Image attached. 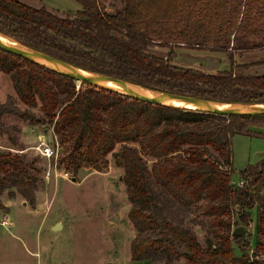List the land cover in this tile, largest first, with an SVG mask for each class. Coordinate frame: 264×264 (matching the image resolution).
<instances>
[{
    "label": "trees",
    "instance_id": "1",
    "mask_svg": "<svg viewBox=\"0 0 264 264\" xmlns=\"http://www.w3.org/2000/svg\"><path fill=\"white\" fill-rule=\"evenodd\" d=\"M38 1L0 0V33L76 68L151 91L264 105V74L240 72L236 60L264 50V0H122L115 14L104 12L99 0H75L82 9L66 13ZM152 47L169 54H151ZM181 48L223 53L231 69L207 73L175 65ZM0 73L11 77L16 93L0 104L1 134H10L6 116L49 125L60 169L74 176L83 169L103 172L110 154L124 168L129 220L137 231L133 262L264 264V161L241 171L245 184L238 186L232 146L237 135L264 138V116L227 118L152 105L80 84L2 49ZM40 173L19 154L0 152V210L11 189L35 206ZM254 209L257 245L250 254L234 231L250 226ZM188 215L205 221L213 236L207 247L184 226Z\"/></svg>",
    "mask_w": 264,
    "mask_h": 264
},
{
    "label": "rangeland",
    "instance_id": "2",
    "mask_svg": "<svg viewBox=\"0 0 264 264\" xmlns=\"http://www.w3.org/2000/svg\"><path fill=\"white\" fill-rule=\"evenodd\" d=\"M26 1L35 6L39 3L38 0ZM42 3L62 13L82 9L75 0H45ZM99 5L109 14L123 9L122 0H99ZM149 52L166 57L169 49L152 47ZM175 52L173 63L178 66L207 73L231 69L230 61L223 53L184 48ZM245 56L236 57L240 66L238 71L249 75L264 74V52ZM10 96L16 98L12 79L0 73V104ZM18 106L27 110L20 101ZM31 111L38 119L43 117L38 109ZM4 123L10 134L0 133V152L14 150L13 154L33 163L41 173L35 206L16 189L6 191L2 197L5 208L0 210V216L2 212L9 213L15 226L11 231L0 226V264H143L132 261L131 245L137 231L129 220L132 205L124 183L125 171L116 165L113 154L108 156L110 166L107 170L83 169L74 176L60 169L57 159L49 161L32 149L43 135L56 144L49 125L31 123L15 116H6ZM12 139L18 143L14 144ZM232 146L237 172L233 175V183L243 186L245 182L239 173L264 161V138L237 135L232 139ZM120 149L118 146L115 151ZM239 213L237 209L235 221ZM251 214L250 226H243L250 232L249 243L246 241L250 254L257 245V209ZM184 219V226L197 235L203 247H207L213 236L205 221L197 215H188ZM238 245L235 243V248L241 255ZM175 264H185V260Z\"/></svg>",
    "mask_w": 264,
    "mask_h": 264
},
{
    "label": "water",
    "instance_id": "3",
    "mask_svg": "<svg viewBox=\"0 0 264 264\" xmlns=\"http://www.w3.org/2000/svg\"><path fill=\"white\" fill-rule=\"evenodd\" d=\"M0 36H3L15 42V44H10L0 39V49L9 52L11 54L17 55L26 60H29L31 62L37 63L61 75L70 77L76 80L80 84H87L96 88L116 92L122 94L123 96H127L132 99L146 102L152 105L174 106L178 108L191 109L203 113L224 116L227 118L233 116H240V117L264 116V105L222 104V103L210 102L200 98L176 95L165 92L151 91L149 89L142 88L138 85L114 77L92 73L76 68L45 53L25 47L22 44L16 42L15 40L1 33ZM78 88H80V86ZM138 88L148 90L153 94L148 95L142 93L141 91L138 90ZM172 100L182 103L184 104V106H176L169 104V102ZM73 181H75V179H73ZM56 228H59V225H57ZM234 234L237 237L242 238L245 242L246 241L248 242V237L250 236V232L245 227L241 226L236 228Z\"/></svg>",
    "mask_w": 264,
    "mask_h": 264
},
{
    "label": "built area",
    "instance_id": "4",
    "mask_svg": "<svg viewBox=\"0 0 264 264\" xmlns=\"http://www.w3.org/2000/svg\"><path fill=\"white\" fill-rule=\"evenodd\" d=\"M56 139V137L54 136ZM32 149L38 153L42 158L47 159V160H54L58 158V152H59V145L56 141V144L53 145L50 143L49 140H47V136L43 135L39 137V140L35 146L32 147ZM14 152V150H11ZM51 175V171L49 170L47 172L48 178ZM0 226L7 231L13 230L15 224L10 216L9 213L7 212H2L0 216Z\"/></svg>",
    "mask_w": 264,
    "mask_h": 264
},
{
    "label": "bare ground",
    "instance_id": "5",
    "mask_svg": "<svg viewBox=\"0 0 264 264\" xmlns=\"http://www.w3.org/2000/svg\"><path fill=\"white\" fill-rule=\"evenodd\" d=\"M0 39H1L2 41L6 42V43L15 44L14 41H12V40H10V39H8V38H5V37H3V36H0ZM109 84H111V83H109ZM138 90L141 91L142 93H145V94H148V95H152V94H153L152 92H150V91H148V90H144V89H142V88H138ZM169 104L176 105V106H184V104L179 103V102L174 101V100L170 101Z\"/></svg>",
    "mask_w": 264,
    "mask_h": 264
},
{
    "label": "crops",
    "instance_id": "6",
    "mask_svg": "<svg viewBox=\"0 0 264 264\" xmlns=\"http://www.w3.org/2000/svg\"><path fill=\"white\" fill-rule=\"evenodd\" d=\"M261 52H264V50H263V51H259V52L249 53V54H246V56H247V55H251V54L261 53ZM244 56H245V55H244ZM246 56H245V57H246ZM239 57H240V56H239Z\"/></svg>",
    "mask_w": 264,
    "mask_h": 264
}]
</instances>
